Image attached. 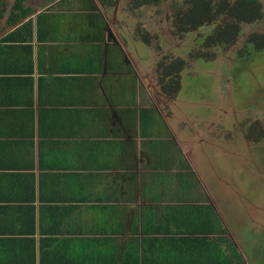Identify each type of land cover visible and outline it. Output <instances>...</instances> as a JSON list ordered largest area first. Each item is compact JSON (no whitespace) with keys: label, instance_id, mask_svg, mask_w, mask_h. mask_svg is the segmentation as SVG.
I'll return each mask as SVG.
<instances>
[{"label":"crops","instance_id":"obj_1","mask_svg":"<svg viewBox=\"0 0 264 264\" xmlns=\"http://www.w3.org/2000/svg\"><path fill=\"white\" fill-rule=\"evenodd\" d=\"M82 1L59 3L50 12L94 13L95 9H76ZM45 7H38L2 31L10 28L12 31L33 20L36 66L42 43L38 42V16ZM0 21L4 26V18ZM78 21L74 20V25ZM71 23L65 24L69 30ZM73 44L80 47L78 54L90 53L84 51L87 45H83H90V41ZM97 44L104 45L107 61L112 46L105 40ZM29 75L0 73V264H209L204 263L202 249L186 247L185 242L178 246L174 238L177 234L164 230L167 219L164 222L161 215H171L172 204L212 202L207 200L203 177L198 180L206 191V199L191 191L189 200L181 199L180 192L186 187L181 184L186 179L191 181L186 176L193 173L178 169L181 168L177 166L178 159L183 158L175 149L181 147L184 151L182 145L163 139L156 127L149 125L146 132L142 122L141 128V109L148 107L141 102V79L134 77L133 80L128 73L106 70L42 74L36 67L32 74L35 78L33 102L15 105L10 98L20 92L18 88L23 86L26 90L31 85L27 81ZM40 75L47 77L42 92ZM79 75L87 76L79 79ZM83 78L91 86L87 93L83 91L86 83ZM134 87L135 91H129ZM122 90L127 91L126 96ZM30 95L26 92L24 99ZM132 100L135 103H130ZM148 115L153 118L151 111ZM40 129H44L43 135ZM163 144L171 145L168 150L171 153L167 154L171 168L159 165ZM188 151L190 157H187L192 160ZM135 153L144 158L148 153L149 165L143 169L132 165L136 161ZM156 172L183 175L177 179L180 186L175 184L176 180L169 184L170 188L163 189L162 198L151 199L149 194L145 199L146 179H149L145 174ZM162 222L163 230H159ZM144 226L152 230L145 232ZM218 235L233 239L228 233ZM228 244L224 243L223 248ZM230 249L233 264H237L235 249ZM227 251L230 250L227 248Z\"/></svg>","mask_w":264,"mask_h":264},{"label":"flooded vegetation","instance_id":"obj_2","mask_svg":"<svg viewBox=\"0 0 264 264\" xmlns=\"http://www.w3.org/2000/svg\"><path fill=\"white\" fill-rule=\"evenodd\" d=\"M30 1V6H32L34 9L40 6H46L45 8H47L50 5V3L46 0ZM95 1L97 10L99 13H101L102 19L105 22V41L110 46L116 48V50L119 52L124 61V66L126 68H131V71L128 72L129 76L136 77L138 80L141 79L142 82L144 81L142 79V76H151L148 84H150L151 87H153L154 89H147L148 94H145L143 96V99L148 102L144 105H148V108H150L149 110H151V113L153 114V118L149 120V125L153 126L154 128L156 127L155 130H158V132L162 134L163 139L173 140L177 144H179L178 146L182 145L181 142H183L186 148L190 150L192 160H190L185 154V152L182 150V148L179 147V149L182 150L181 153L183 159L182 166L178 169L191 171V173L195 174L197 178L203 177L204 182L207 186V196L210 202L218 206L216 207V209L219 212L225 227L227 228V233L231 234L233 239L235 238L234 240L236 241L238 247L240 248L244 256L245 264H264V243L259 244L258 241L255 240L257 239V237H259L260 234H264V230L261 231L262 233H257L256 229V233L254 232L253 236H244V231H240V228L238 226H242V224L246 226L249 223L245 221L246 217H244L243 215L247 210V206L245 204V206L242 208L241 201L239 199L234 200L232 198L227 197V189L234 192L240 184H235L237 176L235 174H232L230 168L224 167L223 160L230 159L232 163L237 161L239 159V155L244 144L242 145L240 140V143L236 144L235 149L237 150L235 151V154L233 156H229L225 152V150L227 149L219 147V144L217 142L211 141L207 138L206 135H200L195 137L193 134H189L190 128H192V126L196 124V121H198L199 118H195V120H193L189 116H186V118L184 117L182 106H184V103L187 104L188 101H182L180 95L184 88L183 72L186 68H193L196 65L198 61L196 62V57L194 56L198 57V51L194 53V50L192 48V50L188 49L189 47H186L184 49L181 48L180 45L178 47V50H180L179 55H176V57L171 59H168L166 56L161 59L162 51L159 48H157L159 49L157 50L159 51L158 53H154V49H151L150 47L148 48V51H139V43H143L146 45H152L153 43L155 45L158 44V39L159 41L161 40L156 30H150L145 24V22L142 23L139 19L136 18V13H142V15L144 16L147 10L150 11L151 14H154V12H159L162 9V5L165 3L166 0H160L159 2H150L148 0H118L117 3L112 6L104 5V3H102V6L97 0ZM182 1V4H174L171 17H169L168 19H172L171 21H173L174 23L176 32L180 34L181 38L184 36V34H186V32L192 31L193 29L184 31L180 30V27L184 25L182 21H180V17H182L185 12L191 11L196 7V0ZM231 1L236 2L237 0ZM4 2L7 4L6 8L8 10L11 9L13 2L11 0H4ZM258 2L260 5V9H258L257 4L252 5V7L247 10V15H245V18L243 19H236L231 17L229 14L220 13L222 14L220 18L218 17L217 20L211 23L214 24L215 27L211 31V33L205 37L201 46V48H203L200 53L202 58L208 59H206L205 61L222 60L220 59L222 54H219L221 48L225 49L228 47L230 48L233 45H238L237 41L241 33L237 36L236 39L232 41L231 39L227 40L225 39V37H221L219 35L222 32L225 34V32L223 31L224 27L226 26V22H224L225 20H229L235 22L237 25H240V29L242 31L245 24L250 25L256 23L258 20L264 17V4L262 0H258ZM4 7L5 6H2V8ZM256 10H258L257 14ZM215 12L216 8L213 9L211 15H214ZM251 15H254V17L248 19V17ZM220 23H222V31L219 28ZM10 26L11 25L4 27L0 21V33H5L2 31H5ZM109 30H111L112 36L110 35ZM218 32L219 34L217 36ZM5 34L3 36H0V41L5 36ZM263 36L264 32H252L249 37H246L248 38V40L245 39L246 42H244V44L240 45L236 49L237 53H235V56L229 59L230 62H228V67L226 69H223V67L221 69H217V71L221 73V75L218 76L219 79L223 80L221 90L223 91L222 94H224L225 99H231L229 89L231 88L232 83H234L233 89L239 87L238 84H236L232 80L233 75L229 74V71L227 70H234L237 67V61H240L239 59L244 58V56L249 59L253 56V54H255V52L264 53L263 48L261 50H258L254 43L255 39L260 41L262 40ZM124 45L126 46V48L124 47ZM159 45L161 44L159 43ZM159 45H155V47ZM216 47L217 49H215V51L212 50ZM218 48H220L219 51ZM158 56H160L159 59ZM148 59H151L150 65L146 64ZM156 59L158 60L155 62ZM167 59L169 60V62L178 61L180 66L173 65V68L171 69V71H169V69H167ZM181 65H183L182 68ZM238 65H240V63ZM239 67H242V65H240ZM212 71L214 73V70ZM256 83L257 81H255V78L253 77L252 84L255 85ZM241 99H244L243 96H241ZM249 100L250 99H245L244 102ZM176 103H178V106L176 109H174V104ZM233 108L236 110L241 109L240 106L236 108L235 104L233 105ZM142 110L143 108L141 109V116L143 114ZM142 122L143 121L141 119L140 123L142 124ZM202 122L204 124V121L201 119V123ZM250 128H252V131L249 133L250 135L246 138L247 141H253L255 144L256 141L263 139L264 129L261 128L260 125H256L255 123ZM135 157L136 161L134 163L132 162V165L136 166L137 169H143L142 167L144 165H149V163L151 162V158L148 153L146 154L145 158L144 156L139 157V154L137 156L136 153ZM250 185L251 184L248 183L249 187ZM253 191L255 192L257 190L254 188ZM257 193H255L254 196ZM262 195H259L261 197L260 200L264 201V196L262 197ZM250 200H252L251 197ZM248 213H252V211L248 210ZM248 217H252V215H249ZM245 240V244L241 243ZM252 240H255V242Z\"/></svg>","mask_w":264,"mask_h":264},{"label":"trees","instance_id":"obj_3","mask_svg":"<svg viewBox=\"0 0 264 264\" xmlns=\"http://www.w3.org/2000/svg\"><path fill=\"white\" fill-rule=\"evenodd\" d=\"M46 1L50 3L49 7H47L46 10L44 12H41L38 16V42L42 43H40L41 47L38 50L37 66L34 61L32 19L28 20L25 23H22L14 30L10 31L0 41V73H28L30 74L29 76H31L27 78V81L29 80L31 82V85L27 86L26 90L25 88H23V86L21 88H18L20 92L16 96L11 97L10 102L12 100L15 105H19L25 102H33L35 78L32 76V74L36 72V67L38 72L42 74L44 72L59 71L66 73L69 72L71 74H85L90 72L95 73L104 70L108 72L125 73L131 71L130 67L126 68L124 66V61L115 47L109 48L110 56L106 61V57L104 56V45L97 44V42L105 40L106 31L104 30L103 26L104 24L102 15L97 11L95 0H83V3L77 4L75 6L76 9H95L94 13L85 11L84 13L76 12L70 14L50 12L54 8L56 9L59 3L63 4V2H67L69 0H62L58 4L52 3L54 0ZM117 1L118 0H101L104 5L108 6L115 5ZM148 1L159 2L160 0ZM254 1L237 0L235 2L231 0H216L215 3V0H196V7L191 11L185 12V14L180 17V21H182V23L184 24L180 27V30L184 31L189 29H197L202 25H209L213 21L217 20L218 17L220 18L222 14H229L233 18L243 19L245 18V15H247V10L250 9L252 5L257 4L258 9H260L258 0ZM6 5L7 4L4 2V0H0V19L4 18V26L13 25L19 22L23 17L29 15L35 10L32 6L27 5L25 0L13 1V5L9 10L6 8ZM2 6L5 7L2 8ZM214 8H216V12L214 15H211ZM257 13L258 10H256V14ZM254 15L249 16L248 19L254 17ZM78 19L79 23H76L74 25V20L77 21ZM67 21L72 22V27L70 30L67 28V26H65ZM224 22H226V26L223 30L225 34L223 32L219 34V31L217 33V36L219 34L221 37L223 36L227 40L231 39V41L236 39L237 36L241 33L240 25H237L235 22L229 20H225ZM222 23H220V30ZM59 40H67L70 43L64 45H59L57 43H47L49 41L58 42ZM78 41L91 42L90 45L83 44L87 45V48H85L84 51H90L89 54H83L82 56V54L77 53L80 47L73 43H78ZM254 43L258 50H261L262 48L264 50V36L260 41L255 39ZM44 57L46 58L44 59ZM57 64H59L60 67H58ZM167 65V69H169V71H171L173 65L180 66L178 61L169 62V60L167 61ZM182 67L183 65H181V68ZM83 76L87 75H79L78 78L81 79ZM131 78L133 80L135 79L134 77ZM73 79L77 78L74 77ZM86 79L87 78H83V81L86 82ZM46 81L47 77L42 75L39 76V88H41V92L43 91L42 89H44L43 83ZM88 83L89 82H86L82 86L83 88H85V90L83 91H85L86 93L88 92V90L91 91V86H88ZM135 90V87L129 89V91ZM26 92H30L31 95L30 97L27 96L25 100L24 94H26ZM126 92L127 91L125 90L121 91V93L125 94V96ZM130 103H135V101L132 100L130 101ZM149 109L150 108L145 107L142 114L143 126L145 127L146 132L148 131L147 126L149 127L148 122L151 119V117H148V112L151 111ZM31 132H33L32 135H34V129H31ZM43 134L44 129H40V135ZM170 146V144H163V146H161L160 148L162 154L161 159L158 160L160 167L171 168L173 166L167 155L168 153H171L168 152ZM40 154H42L41 151ZM190 178L192 185L193 183H198V185L200 184L195 174H192ZM186 180L181 184L184 185V187L186 186L185 188H182L183 190H186L189 186L188 183H190V179ZM162 188L158 189V191L163 192ZM150 190L155 192H151ZM158 191L156 186L146 188L144 192V198L146 199L149 194L151 199L162 198V195H157ZM41 199L43 200L45 199V197L42 196ZM207 200L209 201L208 197ZM170 207L171 212L173 213L171 215H167L165 213L161 216L163 221L167 219L166 224L168 226H166L164 230H167L166 232L177 234V236L174 238L178 246H180L181 244L183 245L185 242L186 247L191 246L193 248L196 247L197 249H202V251L204 252L202 255L205 256L204 263L209 264H233L234 259L232 257V252L230 249L233 247L235 249L233 250V253L235 254L236 263L243 264L245 262L243 254L238 250L231 236L218 235V233H227V228L222 224V222L220 223L219 213L212 203L204 202L172 204ZM163 226L164 223L162 222L159 230H163ZM150 230L152 229L144 226L145 232H149ZM224 243H229L227 245V248L230 250L229 252L227 251V248H223ZM230 243L232 245H230ZM229 253L230 255H228ZM196 257L199 258L200 256Z\"/></svg>","mask_w":264,"mask_h":264},{"label":"rangeland","instance_id":"obj_4","mask_svg":"<svg viewBox=\"0 0 264 264\" xmlns=\"http://www.w3.org/2000/svg\"><path fill=\"white\" fill-rule=\"evenodd\" d=\"M25 1L27 5H31L30 0ZM100 1L98 2L102 5ZM182 2V0H166L159 12L151 14V12L147 10L144 16L142 13H136V18L142 23L145 22L150 30H156L161 40H157L158 44L155 45H159V43L161 44L157 47H155L153 43L152 45L139 43L138 48L139 51L142 52L148 51V48L150 47L151 49H154V53H158L159 51L157 50L160 49L162 51L161 59L164 56L171 59L176 57V55H179L180 50H178V47L180 45L181 48L184 49L186 47H189L188 49L192 48L194 53L198 51V57L194 56L196 57V62L198 61L196 65L193 68H186L183 72L184 88L180 98H182V101H188L187 104L184 103V106H182L183 114L185 118L186 116L191 117L193 120L199 118V120L196 121V124L190 128L189 134L191 133L195 137L206 135L211 141L217 142L219 147L227 149L225 152L229 156L235 154V151L237 150L235 149L236 144L240 143V140L242 145L244 144L237 161L232 163L230 159H224L223 162L224 167L230 168L232 174L237 176L235 184H240L234 192L227 189V192L229 193H227V197L234 200L239 199L242 208L245 204L247 206V210L243 215L246 217L245 221L249 223L246 226L242 224V226L238 227L240 228V231H244V236H253L256 229L257 233H262L261 231L264 230V201H261V197L259 196L264 194V137L263 139L256 141L255 144L253 141H247L246 138L252 131V128L250 127L255 123L264 129V53L255 52V54L249 59L244 56V58L239 59L240 61H237V67L234 70H227L229 71V74L233 75L232 80L239 86L236 89H233L234 83H232L231 88L229 89L231 95L230 100L228 98L225 99L224 94H222L223 91L221 88L223 80L219 79L218 76L221 75V73L217 71V69H221L222 67L223 69H226L228 67V62H230L229 59L235 56V53H237L236 49L246 42L245 39L248 40L246 37H249L252 32H264V17L256 23L244 25L241 34L238 37V41L240 40L239 42L237 41L238 45H233L230 48L228 47L225 49L218 48V51L220 49L219 54H222L220 57L222 60L205 61L207 58H202L200 54L203 50V48H201L202 42L205 37L211 33L215 25L209 24L202 26L197 30L193 29L192 31L186 32L181 38L180 34L176 32L174 23L171 21L172 19H168L171 17L174 4H182ZM262 2L264 4V0H262ZM35 9L37 10L38 8ZM215 49H217V47L212 50L215 51ZM159 57L160 56H158V59ZM158 59H156L155 62ZM239 63L242 67H239ZM146 64L150 65L151 59H148ZM211 69L214 70V73ZM150 77L142 76L144 83L142 80L140 81L142 87L139 89V91L141 90L142 97L145 94H148L147 89H154L148 84ZM253 77L255 78V81H257L255 85L252 84ZM119 83L123 84V79L120 80ZM131 94L132 93L130 92V99H132ZM133 95L136 96V92H134ZM241 96H243L244 99H241ZM245 99L250 100L244 102ZM141 102L144 104L147 103L143 98L141 99ZM234 104L236 108L240 106L241 109H234ZM177 106L178 103L174 104V109H176ZM201 119L204 121V124L203 122L201 123ZM178 148L175 149V152L177 150V154L183 158L182 154L180 155L181 150ZM178 165L182 166V160L179 161ZM146 176L149 178L146 179V188H150L151 185L154 184L157 187V191L162 187V190L170 188L169 184L171 182L183 177V175H179V173H175V175H166L163 172H156L153 175H151V173H146L145 177ZM186 177L190 176L187 175ZM248 183L251 184L250 187L248 186ZM175 184L180 186V181L177 180ZM188 184V188L184 192H180L181 199L189 200L191 192H193L194 195H199L200 198L206 199V191L202 187L201 182L199 185L198 183H194L196 186L192 185L191 181ZM254 188L257 191L254 192ZM255 193L257 194L254 196ZM158 194L163 195L164 193L158 191L157 195ZM263 196L264 195H262V197ZM250 197L252 200H250ZM248 210H251L252 213H248ZM249 215H252V217H248ZM221 222L224 225L222 219H220V223ZM263 237L264 234H260L255 240H257L259 244H262L264 243ZM255 240L252 241L255 242ZM241 243L245 244L246 240Z\"/></svg>","mask_w":264,"mask_h":264},{"label":"water","instance_id":"obj_5","mask_svg":"<svg viewBox=\"0 0 264 264\" xmlns=\"http://www.w3.org/2000/svg\"><path fill=\"white\" fill-rule=\"evenodd\" d=\"M98 1H100V0H98ZM100 3L102 4L101 1H100ZM11 29H12V28L8 29L7 32H9ZM7 32H5V33H7ZM5 33H0V36H3ZM109 33H110V35L112 36V32H111V30H109ZM181 144H182V147H183L184 151L186 152L187 156L190 157V153H189L188 149L186 148L185 144H184L183 142H181Z\"/></svg>","mask_w":264,"mask_h":264}]
</instances>
